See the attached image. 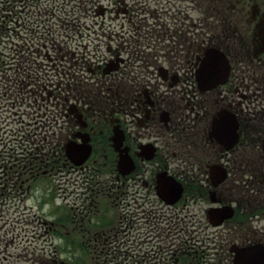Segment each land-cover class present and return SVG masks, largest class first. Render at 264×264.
Instances as JSON below:
<instances>
[{
	"label": "flooded vegetation",
	"instance_id": "flooded-vegetation-1",
	"mask_svg": "<svg viewBox=\"0 0 264 264\" xmlns=\"http://www.w3.org/2000/svg\"><path fill=\"white\" fill-rule=\"evenodd\" d=\"M58 1L43 0V15L54 2L58 16ZM69 1L77 11L72 50L57 40L50 47L72 52L73 85L59 82L48 93L66 127L54 152L10 175L0 193V258L30 252L9 226L22 208L26 225L59 238L65 251L53 257L72 264H90L94 248L117 231L123 264H233L238 252L264 246V0L232 8L230 0ZM214 49L227 55L229 77L201 86L198 68ZM225 115L242 137L230 151L213 136ZM121 156L130 166L119 167ZM213 168L226 178L213 180ZM61 173L74 189L53 184Z\"/></svg>",
	"mask_w": 264,
	"mask_h": 264
},
{
	"label": "rangeland",
	"instance_id": "rangeland-1",
	"mask_svg": "<svg viewBox=\"0 0 264 264\" xmlns=\"http://www.w3.org/2000/svg\"><path fill=\"white\" fill-rule=\"evenodd\" d=\"M235 1L236 0H230L229 1V3H228L229 8H232V5L235 4ZM64 3H65V9H66V12H65L66 17H67V19H68V17H70L69 20L65 19V22L63 23L64 26H70V24L72 23L71 21H73L74 23H77V21H75V18H76L75 17V14L77 13V11L74 10V4L72 2H69V1H64ZM81 6H82V4H81ZM81 6L80 5L78 6L79 7V9H78V13L79 14L82 12V7ZM208 7L210 9L212 7V5L211 4H208ZM197 8H198L197 5H192V12H194L195 10H198ZM62 16H63V14H62ZM82 18L90 22L93 19V16H91V19L88 18V17H83V16H82ZM36 21L39 22V20H36ZM55 21H56L55 19H51L50 20V23H49L50 24L49 27L53 28L54 30H57L58 28H55V26H58V24H56ZM67 21L70 22V24H67ZM36 25H37V23H36ZM75 25H74V27H75ZM171 25L173 27L172 22H171ZM126 26H127V23H126ZM94 27L95 28H99L98 25H94ZM36 29H38V28H36L35 25H33V27H30L29 30H28V33H27V35H25V37L24 36H20L21 34H19V33H17V35H13L14 36V39H18L17 41H19L18 42V46L16 45V47L20 49V46H21L24 49V51H26L27 48H30V50H34V49H36V47H38V44L39 43H40L39 46L40 45L43 46L48 41L52 42L54 38H57V34L56 33H54L52 35H50V34H47V35L46 34H43L42 37H41L39 34L42 33V30L43 29H41L40 32H36ZM41 38L43 40H46V42H44ZM11 39H12V37H11ZM166 41H167V39H166V37L164 36V33H163V42L165 43ZM4 47H7V44ZM2 53H9V52H8V50H3ZM159 55L161 57V58L159 57L160 62H163L162 52L159 53ZM33 57L34 56L32 55V53H29L28 56H23L24 61H26L27 63H30L31 60H33ZM43 60H45L44 56L42 58L41 57L37 58V61H42L43 62ZM9 62L16 64V66H18L20 64V60L19 59H15L14 61L11 59ZM40 70H42V69H40ZM52 70L53 69H50L48 71L49 74L46 75L45 78H47L48 80L50 79L51 81L55 82V81L58 80V77L52 74V72H51ZM15 75L18 76V77L22 76V74H20V73H18L16 71H15ZM8 94L10 96L12 95L11 93H8ZM3 100H6V99H2V100H0V102H2ZM33 105H35V107L37 106L36 104H33ZM53 105L54 104H51L50 108H53L54 109V106ZM54 111L55 110H53V113H54ZM50 112L52 113V110ZM9 114H11V113H9ZM52 115L53 114H51L50 117ZM13 117L14 116L11 114V119H13ZM15 118H16V115H15ZM28 119L29 118H27L26 120L28 121ZM47 122H48V119H47ZM30 126H32V125H30ZM64 127H66V126H64ZM60 132H61V129H55V132H52V133H57V135H58ZM52 133L50 131L49 132V136L47 138V141H50L51 144L55 143V142H52L53 141V138L51 137V134ZM57 135L54 136V137H56V141H57ZM50 147H51V145L49 146V148ZM69 181H71V180H69ZM57 182H60V180H58ZM38 249H39V246L36 247V250H38ZM32 251H34V250L32 249ZM45 251H43L42 246H40V249L38 251H36L35 253L37 254V256H39L41 258H38L36 256H32L31 255V264H42V263H44V264H50L51 262H54V260L52 258H50L51 255L54 253L53 246L51 244L46 245ZM21 252L24 253L23 251H21ZM32 253H34V252H32ZM6 256L7 255H4L3 257L0 258V264H11L10 263L11 262V258H6ZM24 261L27 262L26 260H24ZM24 261L23 260H21V261L14 260V264H24ZM84 262L87 264L86 261H84ZM54 264H55V262H54Z\"/></svg>",
	"mask_w": 264,
	"mask_h": 264
},
{
	"label": "water",
	"instance_id": "water-1",
	"mask_svg": "<svg viewBox=\"0 0 264 264\" xmlns=\"http://www.w3.org/2000/svg\"><path fill=\"white\" fill-rule=\"evenodd\" d=\"M209 73V71L206 72V75Z\"/></svg>",
	"mask_w": 264,
	"mask_h": 264
}]
</instances>
